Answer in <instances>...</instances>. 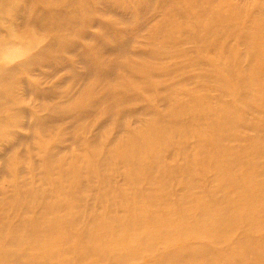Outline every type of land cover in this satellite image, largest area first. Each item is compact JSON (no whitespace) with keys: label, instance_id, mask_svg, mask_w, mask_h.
I'll list each match as a JSON object with an SVG mask.
<instances>
[{"label":"rangeland","instance_id":"1","mask_svg":"<svg viewBox=\"0 0 264 264\" xmlns=\"http://www.w3.org/2000/svg\"><path fill=\"white\" fill-rule=\"evenodd\" d=\"M7 2L0 264H247L249 238L264 248V0Z\"/></svg>","mask_w":264,"mask_h":264},{"label":"bare ground","instance_id":"2","mask_svg":"<svg viewBox=\"0 0 264 264\" xmlns=\"http://www.w3.org/2000/svg\"><path fill=\"white\" fill-rule=\"evenodd\" d=\"M9 6L11 5H18L19 2L18 1H11L9 2ZM8 4L7 0H0V14L3 10V8ZM75 10H77V8H74ZM86 10V9H85ZM55 10H49L47 11V13H54ZM0 18H1V15H0ZM54 26H56V24H54ZM199 36H201L202 38H205L208 36V31L206 30H203V31H199ZM22 45L24 44H21L20 46L22 47ZM24 47V46H23ZM6 50V45L3 46L1 48V51H5ZM18 53L19 51L16 50L14 51V55L15 56H18ZM232 64H234L236 67L239 66L238 64V59L236 58V55L235 54H232L231 56V62ZM4 79V76L2 75V73L0 72V80ZM264 97V96H263ZM252 141V142H251ZM212 143L213 141L210 140H199L197 142L198 146L200 147V150L202 149V147L205 146L206 143ZM250 144H252L253 146L255 145L256 146V141L254 140H250L248 141ZM262 146V145H261ZM252 148V147H251ZM122 152H127V151H122ZM233 159V158H232ZM126 163V166H133L134 168L132 169V172L136 173V165L138 163L141 164V159L139 157L135 158V159H132V160H126L125 161ZM232 164H234V162L228 164V166H231ZM118 201L121 203L123 201H129L130 203H133L130 201V199H128L127 197L125 196H120V197H117ZM159 199L161 200H165L164 196L161 195L159 197ZM134 202H138V201H135L133 200ZM190 202H192V200H190ZM143 201H139V204H142ZM198 217L199 216H203V217H211L209 215V211L206 210V209H202L199 213H198ZM197 217V218H198ZM182 218H186L185 214H183L182 212H180V207H168V216H166V219L167 221H170V220H178V221H181ZM198 219L201 220V218L199 217ZM161 220V219H160ZM165 220V212L163 211L162 213V221ZM248 225H252V220H248ZM112 222V220H108V224ZM196 222V221H195ZM180 223V222H178ZM188 225L191 226L192 223L187 221ZM35 224H38V225H43L44 223L42 221H36ZM181 227L185 228L186 227V223H183V224H180ZM132 228H129L128 230H130ZM27 230V229H26ZM133 230V229H132ZM157 232H160L162 230V228H156ZM196 230V229H195ZM28 232V230H27ZM104 232L103 231H100V230H96V231H93L91 229H88L87 227L85 226H80L78 230L74 231L72 236L73 238L76 240V241H79L81 243H83V245L85 246V248L91 252H96V253H99V254H106V252H103V244H109V238L107 236L105 237H101L102 239L105 238V240L102 241V245L100 246L101 243H95L93 239H99V237L103 234ZM253 234V233H252ZM19 235L22 237V239L20 240V243H26V240L23 238L24 237V234L22 231L19 232ZM28 235L31 239H38L40 241H43L44 238L43 236L39 235V234H31L28 232ZM251 236V235H250ZM247 237V235L245 236ZM66 238L67 240H69V234L68 232L66 231ZM247 241V240H246ZM235 244L237 246H241L243 245V243L241 242H238V241H235ZM248 248L247 250H245V247L242 251L238 252L236 255V257L238 259H240V261H244L247 260L248 258V263L247 264H260L262 262V258L259 257L260 255V252L261 251H264V248L260 247L259 245H256V244H253V241H251V239L249 238L248 240ZM39 245V244H37ZM102 248V251H100V249ZM251 255V257L249 258L248 256ZM238 264V262H237Z\"/></svg>","mask_w":264,"mask_h":264}]
</instances>
